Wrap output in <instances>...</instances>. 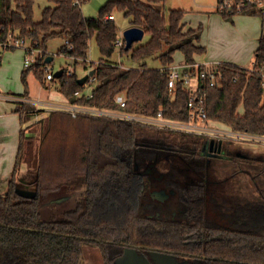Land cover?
<instances>
[{"label":"trees","instance_id":"16d2710c","mask_svg":"<svg viewBox=\"0 0 264 264\" xmlns=\"http://www.w3.org/2000/svg\"><path fill=\"white\" fill-rule=\"evenodd\" d=\"M48 1L53 6L45 7L36 20L35 0H0V41L7 42L13 33L47 52L48 43L60 38L65 45L59 53L76 58L75 70L95 71L96 86L91 97H77L86 86L79 84L76 72L69 75L65 68L60 78L49 83L46 57L23 71L24 78L34 71L43 88L57 84V90L73 105L123 109L145 117H156L162 110L167 120L190 121L184 83H178L171 93L169 71L150 68L146 61L158 60L166 68L176 63L177 52L188 64L206 53L199 45L202 28L186 30L184 10L165 13L157 7L168 0H110L97 19H87L82 6L90 0ZM117 12L130 20V27L142 29L149 41L126 50L123 38L119 49L116 42L121 30L112 18ZM92 39L101 54L97 63L88 62ZM117 50L135 63L142 62L141 67L125 69L113 63ZM255 61L258 70L264 68V35ZM221 68L220 85L204 89L209 118L234 131L264 137L262 76L228 63ZM90 83L88 79L86 84ZM119 95L126 98L125 108L117 102ZM24 97H29L27 84ZM34 109L32 104H19L21 121L31 119ZM44 123L35 162L36 196L18 193L23 132L7 193L0 195V264H83L86 246L97 247L104 264H117L127 248L180 259L205 256L201 264H264V153L230 142L223 145V154L234 159V165L243 160L249 167L245 173L254 189L249 195L242 193L240 185L229 189L228 180H216L214 167L208 165L211 153L205 149L208 140L204 136L105 117L73 118L60 111L50 113ZM56 131L62 134L58 139L53 138ZM149 169L165 175L164 182L185 206L182 216H159L154 210L150 193L156 180L140 173ZM62 191L79 193L77 206L62 218L42 220L43 203Z\"/></svg>","mask_w":264,"mask_h":264},{"label":"rangeland","instance_id":"374dc122","mask_svg":"<svg viewBox=\"0 0 264 264\" xmlns=\"http://www.w3.org/2000/svg\"><path fill=\"white\" fill-rule=\"evenodd\" d=\"M35 1L34 17L36 20H40L43 9L47 6H53V4L48 0ZM109 1L110 0H90L82 6L84 17L87 19H97L101 8ZM217 4L218 0H168L166 4L158 5L157 7L165 13H168L169 10L172 9H182L186 12V20L184 22L186 27L191 25L194 29L202 28L200 44L206 48V53L201 57L203 60L205 59L213 62L224 59L222 60L225 61L223 63L237 65L243 69H250L255 62V55L260 40L256 41L251 38L252 36L262 37L264 34V19L261 16L247 18L240 15H235L234 21L232 19H225L217 12ZM114 17L117 26L121 30V37H124L125 30L130 26V20L126 19L123 13L120 12L115 13ZM243 34L244 36L247 35V38L244 39L242 37ZM149 39V36H145L139 44H145ZM64 45L65 41L60 38L53 39L48 43L49 57H53L54 59L51 64L52 70L57 72L60 71L61 68H65L69 71L76 72L80 78L86 76L90 71L84 70L82 67H78L75 70L73 61L70 58L60 55L59 51ZM24 53L23 50L20 49L3 56V65L0 68V82L5 93L14 94L16 96L19 94L24 95L27 84L30 97L36 102L50 101L52 104H61L64 97L57 90V84L53 85L51 89L43 88L34 71L28 72L26 78H24V65L22 64ZM100 58L101 54L96 41L92 39L90 42L88 62L97 63ZM182 58H184L182 53L178 52L175 54L176 60L179 61ZM111 61L124 65L125 69L140 68L142 65V62L135 63L127 56H121L118 50L115 52ZM146 61L150 68H162L158 60L153 61L147 59ZM95 86L94 84L89 85L86 92L90 93ZM35 108L37 107L35 106ZM52 110L53 108H45L47 115H41V120L36 116L30 119L29 126H27V129H25L23 133L25 138L23 142L20 171L21 168L24 167L27 168L28 171L23 178V181L26 183L24 186L29 183H35V180H37L35 166L36 153L42 135L45 133L44 125H46V123H44V120L53 112ZM61 135L62 134L56 131L53 133V138L58 139ZM29 137L31 138L28 139ZM244 148L247 149V147ZM232 161H234V159ZM241 162L242 163L234 165L233 162L228 160L216 161L212 164L216 171L214 177L217 181L228 180L227 184L230 186L229 189L231 186L239 187L240 185L242 193L250 195L254 193V189L252 182L246 177L247 173H245V171L249 170V167L246 166L244 163L245 161L242 160ZM29 185V187H21L19 192L22 195L28 194V191L34 192L31 188V184ZM33 189H35V187H33ZM77 195H79V193L71 195L62 191V193L60 192L50 196L41 207V219L45 221L51 218H62L65 212L73 210L77 206L79 198ZM176 201L179 202L178 197ZM83 264H104L100 250L97 247L86 246L84 249ZM117 264H189V260L180 261L177 256L174 255L160 252H143L134 248H128L125 255L117 261Z\"/></svg>","mask_w":264,"mask_h":264},{"label":"built area","instance_id":"2783aa9c","mask_svg":"<svg viewBox=\"0 0 264 264\" xmlns=\"http://www.w3.org/2000/svg\"><path fill=\"white\" fill-rule=\"evenodd\" d=\"M217 12L221 15L225 14L229 16H235L241 14H251L264 18V0H218ZM116 46L119 49L123 47L122 37L117 40ZM20 49L25 52L24 66L27 70L30 69L38 59L45 57L47 59V57H49L48 51L45 52L43 49H41L39 44L33 45L21 37H16L13 35V33L10 34L7 42L0 41V53L16 51ZM70 58L72 61L76 59L74 57ZM221 64L222 63L201 64L196 62L194 64H188L185 61L174 63L166 68H161L162 71H169V90L171 93H174L178 83H184V87L189 94L187 109L189 111L190 121L188 122L167 120L164 118V112L162 110L156 117H145L142 115L125 112L123 109L116 111H106L98 108L77 106L69 102L63 105H47L48 107L45 108H53L52 111L68 113L73 118H77L79 116H91L99 118L105 117L133 122L158 130H167L184 134L204 136L208 140L207 144L211 141H214L217 145L220 143L224 145L225 142H230L233 145L242 148L249 145L264 146V137L234 131L230 127L222 123L214 122L209 118L206 106L207 94L204 92V89L207 86L216 87L220 85L224 78ZM118 65L122 66V64ZM247 70L250 73H259L264 81V68L258 70L256 61L252 64V67ZM45 71L47 73V81L49 83L52 82L56 77L55 72L52 70L49 63L46 64ZM72 74L73 72L69 71V75ZM89 79L91 83L84 84L86 89L89 87V85L95 82V78L93 76H90ZM76 95L77 97H81L82 95L91 97L92 91L87 93L85 90L84 93L77 92ZM117 102L122 108L126 107V98L124 95L117 96Z\"/></svg>","mask_w":264,"mask_h":264},{"label":"crops","instance_id":"0c3cea01","mask_svg":"<svg viewBox=\"0 0 264 264\" xmlns=\"http://www.w3.org/2000/svg\"><path fill=\"white\" fill-rule=\"evenodd\" d=\"M240 16H245L247 18L257 16V15H251V14H241ZM115 19V17H112ZM264 19V18H263ZM186 18H184L185 22ZM234 21V17L232 19ZM264 21V20H263ZM130 28V26L128 27ZM127 28V29H128ZM193 28L191 25L186 27V30ZM194 29V28H193ZM264 35V34H263ZM262 35V36H263ZM242 37L245 39L247 38V35ZM123 38V37H122ZM261 37L260 36H252V40H259ZM199 45L200 42H199ZM259 46V43H258ZM12 51L5 52V54L10 53ZM24 53V51H23ZM178 53V52H177ZM181 53V52H180ZM3 55V56H4ZM62 55V54H60ZM183 55V54H182ZM64 56V55H63ZM203 55H196L195 56V62L196 63H201V64H216V63H223L225 61L222 60H216L213 62H210L209 60H205V62L201 57ZM66 58H70L67 56H64ZM184 57V55H183ZM175 58V56H174ZM71 59V58H70ZM24 60H25V53H24ZM24 60L22 64L24 65ZM54 60V59H53ZM153 60V59H150ZM176 60V59H175ZM154 61V60H153ZM185 57L182 58L181 60H176V63L179 62H185ZM118 64V63H116ZM2 65H3V60H2ZM2 67V66H1ZM84 70L85 68L82 67ZM25 66L23 67V71H25ZM63 70V68H61ZM85 77V76H84ZM0 82V195H5L8 190L9 182L12 177L16 161H17V156L19 152V147H20V142H21V132L24 133L25 129H27V126H29V120H25L24 122L21 121V115L17 113V109L19 104L21 103H27V104H32L34 107L36 106L34 110L37 111L36 114H34L33 117H38V119L41 120V115L46 116L47 111L45 112V107H48L47 105H54L50 101H45V102H36L30 97H24V95H12L10 93H5L4 89L1 86ZM68 101L66 98H63V101L61 104H67ZM31 118V119H32ZM25 119V117H24ZM246 149V148H245ZM247 149L254 152V153H264V146L263 145H249L247 146ZM28 173L27 168H21L20 175H19V180H18V191L21 187H29L31 184V188L34 192H27L29 196H35L36 195V180L35 183H29L26 186H24L26 183L23 181L24 177ZM37 178V177H36ZM24 182V184H23ZM35 187V189H33ZM33 193V194H31Z\"/></svg>","mask_w":264,"mask_h":264},{"label":"flooded vegetation","instance_id":"af4514ba","mask_svg":"<svg viewBox=\"0 0 264 264\" xmlns=\"http://www.w3.org/2000/svg\"><path fill=\"white\" fill-rule=\"evenodd\" d=\"M210 158L208 160V165L213 166L212 164L215 163L216 161H222V160H228V161H232L233 159L230 158L229 156H226L222 153L220 154H209ZM214 167V166H213ZM136 169L138 170L139 167L136 166ZM140 172V171H139ZM142 175H150L151 176V180L153 181V178L156 180L153 184H152V191H151V198L153 201V207L154 210L157 211V214L160 216L161 214H169L171 213L174 217L175 216H179V215H183L184 214V208L185 206L182 205L180 203V201H176V191L173 189V187L171 185H169V183L166 184V182H164V174H154L153 170L149 169L147 172H140ZM161 181V182H160ZM162 183V184H160ZM158 187V188H157ZM165 188V189H163ZM156 191H166L167 194H171L168 198H165L164 201H161L159 199L154 198L153 193ZM174 192V193H172ZM164 204V206H163ZM128 249V248H127ZM126 249V250H127ZM125 250V253H126ZM143 251V250H140ZM143 252H157V251H143ZM161 253V252H160ZM168 254V253H166ZM125 255V254H124ZM173 255V254H170ZM176 256V255H174ZM122 258V257H121ZM177 258L180 261H186L187 259L189 260V264H201V258H205V256H198L196 257V255H191V256H187L183 259H180L182 257L177 255Z\"/></svg>","mask_w":264,"mask_h":264},{"label":"water","instance_id":"95a60500","mask_svg":"<svg viewBox=\"0 0 264 264\" xmlns=\"http://www.w3.org/2000/svg\"><path fill=\"white\" fill-rule=\"evenodd\" d=\"M144 37H145V32L138 27H130L127 30H125L123 38L126 42V50H129L133 46V44L142 41ZM52 61H53V57H47V59L45 60V63H51ZM94 72L95 71H91L89 72L88 75L79 79V84L84 85L89 79V77L94 75ZM62 73H63L62 70L55 72V77L60 78ZM222 148H223L222 143L217 145L215 144L214 141L209 142L205 147V149L208 150L211 154L222 153ZM18 193L24 197H34V196H29V195H24V194L22 195L19 191ZM170 195L171 194H167L166 191H156L153 193L154 198L159 199L161 201H164L165 198H168Z\"/></svg>","mask_w":264,"mask_h":264}]
</instances>
